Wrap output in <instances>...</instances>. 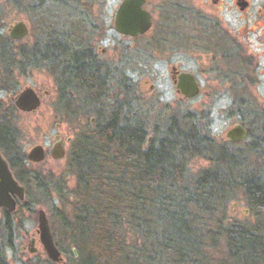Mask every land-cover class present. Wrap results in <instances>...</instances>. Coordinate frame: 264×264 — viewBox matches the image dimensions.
<instances>
[{
  "label": "trees",
  "instance_id": "obj_1",
  "mask_svg": "<svg viewBox=\"0 0 264 264\" xmlns=\"http://www.w3.org/2000/svg\"><path fill=\"white\" fill-rule=\"evenodd\" d=\"M5 38L0 36V62L15 65ZM54 48L68 54L61 41ZM28 51H20V61L31 60ZM83 55H71L69 77L75 87L82 80L86 104L103 90L93 89L91 69L83 67L90 59ZM63 106L74 121L85 113ZM119 111L98 116L96 125L84 126L69 143L68 171L75 183L65 199L58 188L68 209L58 218L76 250L70 264H264V184L242 170L239 159L211 139L192 114L173 117L148 141L140 120ZM3 127L4 149L11 152L16 137L6 121ZM194 158L209 167L192 172ZM10 161L21 182L48 192L49 180L31 169L23 154ZM239 194L253 222L228 219V204Z\"/></svg>",
  "mask_w": 264,
  "mask_h": 264
},
{
  "label": "rangeland",
  "instance_id": "obj_2",
  "mask_svg": "<svg viewBox=\"0 0 264 264\" xmlns=\"http://www.w3.org/2000/svg\"><path fill=\"white\" fill-rule=\"evenodd\" d=\"M120 1L0 0V36H6L7 27L18 20L24 21L29 28L28 35L23 40L8 43L16 64L8 66L0 62L1 108L5 121H8L16 137L21 154L25 155L35 144H42L46 151L43 161L27 163L47 182L49 180L48 192L30 183L26 204L35 211L41 208L46 212L59 244L67 250L68 264L71 263L72 246L63 232L64 225L59 221L58 213L68 211L62 204L61 194L64 198L66 192L73 187L75 179L68 171L69 144L64 147L65 156L58 160L50 157L49 149L55 135L62 139L73 138L74 133L80 131L84 125L79 123L83 114H79L74 121L73 117L66 115L62 107L64 103H68L80 111L82 98L65 81L60 64L62 55L54 48V44L59 41L68 48L67 42L70 41L66 40L72 38L74 48L81 45L78 38L80 36L86 44L94 47L102 63H112L120 70L116 69V75L109 74L105 88L102 89L103 96H98L96 100L87 99L86 105L89 106L86 109L91 115L107 117L116 108L124 116L135 115L144 126L148 139L164 132L173 117L181 118L183 114H192L211 139L229 149L239 159L242 170L246 169L264 184V153L262 156L257 153L260 147L257 140L264 122L261 125L256 121L258 113L259 119L261 113L264 114V85L259 82L253 92L245 94L224 92L221 88L227 85L221 79H214L213 71H206L205 74L203 72L198 75L202 82V93L193 98L181 97L174 92L170 83L169 63L190 72H197L203 64L210 63V60L195 61L192 53H189L191 49L185 47L184 43L187 42L184 40L189 36V27L184 23L190 21L182 20L181 12L175 8L179 3L191 5L195 0H148L146 9L150 11L152 24L146 33L132 38L117 34L113 26L114 14ZM37 29L42 30L40 37ZM175 49L179 52H174ZM22 50H29L32 56L29 63H22L20 66L16 55ZM45 55H50L51 58L47 62ZM55 57L59 59V63ZM260 70L262 74L259 80L264 83V63ZM25 86L32 87L41 97L39 107L31 113L21 112L13 105V96ZM208 86L212 88L208 89ZM97 119L98 117L96 122ZM242 121L249 129V136L245 141L228 142L226 131ZM208 167L209 163L201 158H194L189 162L192 172ZM55 182L58 186L51 185ZM32 214H21L19 245L24 239V233L30 232L36 225V215L34 218ZM227 214L228 219L240 223L255 220L242 194L229 202ZM41 257L39 253L36 261H41Z\"/></svg>",
  "mask_w": 264,
  "mask_h": 264
},
{
  "label": "flooded vegetation",
  "instance_id": "obj_3",
  "mask_svg": "<svg viewBox=\"0 0 264 264\" xmlns=\"http://www.w3.org/2000/svg\"><path fill=\"white\" fill-rule=\"evenodd\" d=\"M147 5L148 0H145V3L143 4V8L145 10H147ZM175 8L176 10L181 12L182 20L190 21L188 23H184L189 27V36H187V39L184 40L185 42H187L184 43L185 47L188 46L191 49L189 53H192L194 60L197 62H201L202 60H204V62L206 60H210L209 65L203 64L201 68L199 67L196 70L197 72L183 70L180 69L178 65L169 63L168 76L170 83L173 86V90L176 94L180 95L176 86L178 83V74L182 71L189 72L193 75L194 80L198 86L197 95L202 93L203 90L202 82L200 81L198 75L199 73L202 74L203 72L205 74L206 71H213V78L221 79L223 83L227 85L225 88H221L224 92L233 91L234 93L245 94L253 92L255 88H257V85L260 84L259 82L264 85V83L259 80V77L262 74V71L260 70L261 64L264 63V0H195V3L191 5H186L184 4V2L179 3L175 6ZM148 12L150 13V11ZM40 31L42 32V30L37 29L38 37H40ZM117 34L127 36L128 38L139 36L124 35L118 32ZM23 38L12 39L9 38L8 33H6L5 40L21 41L23 40ZM78 38H80V42L82 43L81 45H78L74 48L72 47L74 44V39L67 38L66 42L70 41L69 43L67 42V46L69 47L66 48V52L68 51V54L66 53L62 56L60 64H62L61 68L63 69V74H65L66 83L69 84V86L73 87L76 92L81 95V110H85L89 105H86L83 102L84 85L82 80L77 81V87H75V85L72 86V84L70 83L69 74L71 70L70 67H72L70 63L71 55L78 54L82 55L81 57H83V54L87 53V57L90 59V61L86 62L83 67L91 69V73L93 75L91 84H93L94 86L93 89H95V87H98V90L100 89V87L104 89V84L106 80H108V77H110L109 74L116 75L117 70H120L117 69L116 66H114L111 62V64H108L106 62L102 63L99 59L100 55L95 52L94 47L86 44V42L83 41L84 39H82V37L78 36ZM175 51L179 52L176 49L174 50V52ZM16 56L20 66L22 65V63L27 64L28 61H20V52ZM44 57H46V62L51 59L50 55H45ZM225 68L228 69L224 71ZM150 88H152V85L150 86ZM211 88L212 86H208V89ZM215 88L217 89V87ZM35 92L37 93L36 90ZM15 95L13 96L14 108H16L14 104ZM38 96L41 101V97L39 94ZM65 107L67 108V106ZM87 110L88 109H86L83 116L79 118V123L84 126H93L95 125L96 117L98 116L94 114L91 115V112H87ZM66 115L68 116V114ZM256 121L258 124L260 123L262 125V123L264 122V114L261 113V119H259L258 113ZM4 122L5 118L0 102V155L3 159L6 160L14 178L19 183L24 185L25 198L23 200H18L17 198H15L16 203L13 210L0 208V264H68L67 250L63 249L59 244V241L52 231L50 218L46 214L55 247L59 252V260H52L47 256V253L40 239V233L38 231L37 210L39 208L35 211L32 206H28V204H26L28 186L21 182L15 176L10 161L11 157L18 158L21 152L18 150L16 142L15 146H13L14 148H16L15 150L7 152L4 149V142L1 138V136L5 132L3 127ZM6 122L8 123V121ZM240 124H242L246 128V137H248L249 129L246 123L242 121V123ZM260 134L261 135L258 136L257 140V145L260 146L257 150V153L262 156V154L264 153V123L261 126ZM59 137V135H55L54 141L60 139ZM246 137L242 141H245ZM150 139L151 137H148L147 140L149 141ZM70 142L71 140L69 142L64 141L63 146L66 147ZM260 149H262V151H260ZM24 159L26 162H28L26 153L24 155ZM26 212H32L33 217L34 215H36V225L30 232L24 233V239L19 245V231L22 227L21 214ZM73 250L75 249L72 248V252L74 253ZM39 253L42 256L41 261H36V257ZM74 255L77 254L74 253Z\"/></svg>",
  "mask_w": 264,
  "mask_h": 264
},
{
  "label": "water",
  "instance_id": "obj_4",
  "mask_svg": "<svg viewBox=\"0 0 264 264\" xmlns=\"http://www.w3.org/2000/svg\"><path fill=\"white\" fill-rule=\"evenodd\" d=\"M145 0H122L115 12L113 26L116 32L124 35L137 36L146 32L151 26L150 13L143 8ZM9 38L21 39L28 33L27 25L24 21L18 20L7 27ZM177 90L183 98H192L198 93V86L194 77L189 72L178 74ZM41 101L38 94L30 86L22 88L14 97V104L17 109L23 112H34ZM247 135L246 128L236 123L230 127L225 137L229 142L242 141ZM71 137L54 141L49 149L52 159L58 160L65 156L64 141L69 142ZM46 156V151L42 144H35L26 152V158L30 162H41ZM15 198L23 200L25 198V187L13 176L5 159L0 155V208L13 210ZM38 231L47 256L52 260H59V252L55 247L53 237L46 213L43 209L37 210ZM76 254L75 250H73Z\"/></svg>",
  "mask_w": 264,
  "mask_h": 264
}]
</instances>
